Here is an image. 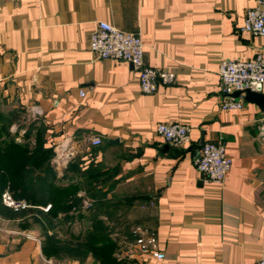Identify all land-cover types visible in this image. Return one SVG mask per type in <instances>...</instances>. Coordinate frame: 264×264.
<instances>
[{
  "label": "crops",
  "instance_id": "0c3cea01",
  "mask_svg": "<svg viewBox=\"0 0 264 264\" xmlns=\"http://www.w3.org/2000/svg\"><path fill=\"white\" fill-rule=\"evenodd\" d=\"M256 2L0 0V116L19 115L12 131L45 128L63 187L94 165L112 220L157 232L165 259L136 254L129 264H252L264 253V111L224 94L219 75L223 60L264 59V37L241 31ZM99 22L139 34L145 65L174 82L145 94L130 63L96 58ZM229 99L243 107L224 110ZM163 123L189 126L190 143L165 142ZM206 142L224 144L233 160L222 186L195 166ZM26 220L0 213V264H95L46 257Z\"/></svg>",
  "mask_w": 264,
  "mask_h": 264
},
{
  "label": "trees",
  "instance_id": "16d2710c",
  "mask_svg": "<svg viewBox=\"0 0 264 264\" xmlns=\"http://www.w3.org/2000/svg\"><path fill=\"white\" fill-rule=\"evenodd\" d=\"M18 116H0V213L7 218L28 220L30 217L41 230L42 249L48 258L80 263L91 258L95 264H129L126 260L116 258L118 244L101 218L106 215L113 219L116 207H112L108 192L103 190L101 179L104 176L99 168L91 165L81 172L82 182L68 187L60 186L51 168L55 153L53 147L46 146L45 128L38 125L33 144L30 142L31 129L24 134L25 142H19L17 138L11 137V128ZM7 190L16 199L28 202L32 208L22 212L6 208L2 204V195ZM80 190L85 191V195L94 202L90 209L91 226L84 236L63 241L54 230L61 223L83 217V198L78 195ZM49 204L52 207L48 212L39 208Z\"/></svg>",
  "mask_w": 264,
  "mask_h": 264
},
{
  "label": "built area",
  "instance_id": "2783aa9c",
  "mask_svg": "<svg viewBox=\"0 0 264 264\" xmlns=\"http://www.w3.org/2000/svg\"><path fill=\"white\" fill-rule=\"evenodd\" d=\"M241 31L264 37V0H257L256 5L247 10ZM144 49L139 34L120 30L107 22H99L91 36L90 50L96 58L130 63L138 71L141 91L145 94H154L158 90L159 83L172 84L175 75L147 67L144 62ZM219 75L223 93L228 96L245 90L261 93L264 90V59L262 56H257L251 60H223L219 67ZM242 107V101L236 102L230 99L223 106L224 110ZM157 134L175 147H183L191 141V128L180 123L160 124L157 127ZM91 142L94 146L102 144V140L98 138ZM195 166L206 183L222 186L232 169L233 160L224 144L206 142L195 160ZM2 204L14 212L32 208L28 202L16 199L8 190L2 195ZM51 207L52 205H48L42 210L48 212ZM129 236L131 241L125 257L133 258L139 254L152 256L160 261L165 259V254L160 250L158 234L154 230L138 225L131 229ZM252 264H264V253L259 261Z\"/></svg>",
  "mask_w": 264,
  "mask_h": 264
},
{
  "label": "rangeland",
  "instance_id": "374dc122",
  "mask_svg": "<svg viewBox=\"0 0 264 264\" xmlns=\"http://www.w3.org/2000/svg\"><path fill=\"white\" fill-rule=\"evenodd\" d=\"M37 128H38V125H35V126L31 125L28 127V129L21 130L19 128L18 130H15V131H12L11 129V137L20 139L21 140L20 142H25L24 134L28 130L31 129L32 130V135H31L32 141L30 142H32L33 144L35 142L34 138L37 135V131H36ZM59 180L60 179H58V181ZM58 184L60 186H63V182L59 181ZM81 197L83 198V206L86 205L85 208L81 211V213L83 214V217L81 218L77 217L74 221H67V222L61 223L57 225L56 229L54 230L55 233L58 235V237L61 238L63 241L74 240L75 238H77V236H82V235L84 236V234L87 232V230L91 226L90 209L91 207H93L94 202L91 198H89L85 194H82ZM88 205H89V208H87ZM101 218L106 222L107 226L110 228L111 236L115 240V242H117L118 244V252L119 251L120 253L126 252L129 248V243L131 241L130 236H129L130 231L134 227V224L128 221L125 222L122 220H120L121 222L118 223V222L113 221L111 218H108V216L106 215L101 216ZM39 232H41L40 229H39ZM125 258H130V257H127V256L122 257V258L119 257V259L121 260H124Z\"/></svg>",
  "mask_w": 264,
  "mask_h": 264
},
{
  "label": "water",
  "instance_id": "95a60500",
  "mask_svg": "<svg viewBox=\"0 0 264 264\" xmlns=\"http://www.w3.org/2000/svg\"><path fill=\"white\" fill-rule=\"evenodd\" d=\"M243 95L245 101L256 103L260 106L261 110L264 111V94L260 92H253L251 90H245L243 92H234L230 97L238 99Z\"/></svg>",
  "mask_w": 264,
  "mask_h": 264
}]
</instances>
